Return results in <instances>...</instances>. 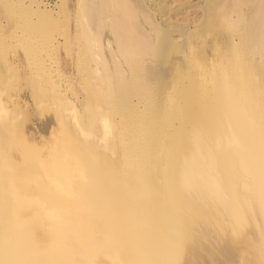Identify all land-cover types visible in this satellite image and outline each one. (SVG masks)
Masks as SVG:
<instances>
[{"label":"bare ground","instance_id":"bare-ground-1","mask_svg":"<svg viewBox=\"0 0 264 264\" xmlns=\"http://www.w3.org/2000/svg\"><path fill=\"white\" fill-rule=\"evenodd\" d=\"M58 1L0 0V39L23 34L30 97L52 119L38 134L7 98L15 85L0 91V261L261 264L264 0H204L184 24L175 0ZM60 20L74 23L81 96L28 42ZM69 180L71 196L56 187Z\"/></svg>","mask_w":264,"mask_h":264},{"label":"rangeland","instance_id":"rangeland-1","mask_svg":"<svg viewBox=\"0 0 264 264\" xmlns=\"http://www.w3.org/2000/svg\"><path fill=\"white\" fill-rule=\"evenodd\" d=\"M43 2L51 7H56V3L59 1L43 0ZM196 3L200 4L196 6ZM173 4L175 5L174 16L182 24L187 22L188 19L201 17L203 12L209 8L204 0H175ZM220 8L217 10L219 20H223V17H232L233 13L231 7L225 5ZM8 21H10V18L4 15L3 11H0L1 33L3 32L4 34H9L10 24H8ZM73 26L74 23L72 20L52 22L49 26H45L46 29L44 32L30 34L28 42L33 47L34 52L45 56L44 58L47 59L46 63H49L54 67H60L62 75H57L55 77L57 78V81H61L60 85L63 88H66L65 84H68V80H71L75 91L80 95L82 90L79 81L81 79L82 70L76 60L78 55L77 52L79 50L78 41L72 38L74 35H70L71 32L73 33ZM182 29L183 28H181V30ZM18 32L16 35H8L5 38L0 39V91L6 90L7 83L11 82V84H14L15 86L12 87L11 94H9L10 96L8 95L7 98L9 97L8 99H10L13 97L15 100L18 99L21 105L32 113L31 120L28 122V124H31L32 130L36 131L38 134H43L45 132L42 131L41 127L45 126L44 131H47V127L52 125V119L49 113L45 110H40V108L45 106L47 102H40L39 104H36L30 97L31 94L23 75H32L33 69L23 50L16 46L17 43L22 40L21 38L23 35L21 32ZM220 32L222 34H226L225 30H220ZM45 35L47 36L46 41H49L48 35H53L52 39L54 38L58 46L55 50V54H53L51 58H48L45 55L46 48L43 44L46 39ZM215 35L216 33L211 34L209 46L214 44L213 41ZM5 57L8 58L7 61L5 60ZM9 62H12L13 66L21 72V76L15 78L10 72H8L6 64H10ZM164 67H166V65H164Z\"/></svg>","mask_w":264,"mask_h":264},{"label":"snow or ice","instance_id":"snow-or-ice-1","mask_svg":"<svg viewBox=\"0 0 264 264\" xmlns=\"http://www.w3.org/2000/svg\"><path fill=\"white\" fill-rule=\"evenodd\" d=\"M5 8L9 7V5H4ZM100 123L103 124L104 127V139L107 140L111 134H112V128L110 125L109 120L106 117H99ZM85 136H88L89 133L85 132L83 133ZM57 189L64 193L65 195L71 196V181L69 180L68 185L65 186L64 184L57 183L56 184ZM262 255H264V246H262ZM0 264H18V262L13 261H0ZM86 264H99L97 258L95 256L91 257ZM114 264H118V262H114ZM170 264H180L179 259H175L170 262ZM261 264H264V260L261 261Z\"/></svg>","mask_w":264,"mask_h":264}]
</instances>
